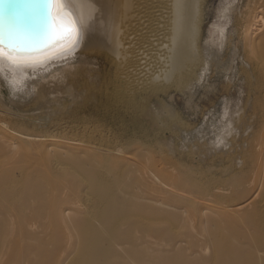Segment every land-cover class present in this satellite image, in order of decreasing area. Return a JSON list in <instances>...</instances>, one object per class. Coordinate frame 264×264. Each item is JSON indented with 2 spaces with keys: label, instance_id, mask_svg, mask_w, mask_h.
<instances>
[{
  "label": "bare ground",
  "instance_id": "obj_1",
  "mask_svg": "<svg viewBox=\"0 0 264 264\" xmlns=\"http://www.w3.org/2000/svg\"><path fill=\"white\" fill-rule=\"evenodd\" d=\"M212 1L62 0L76 28L63 51L0 57V107L3 88L11 96L27 95L74 66L95 81L87 87L106 122H61L41 134L0 130V153L28 161L19 178L0 174V264H264V0H229L218 19ZM209 93L214 101L200 114L221 99L227 133L199 129L197 137L195 124H187L194 140L187 142L186 160L201 166L215 157L230 179L213 191L212 181L192 172L165 178L157 164H141L142 141L150 133L142 123L160 114L170 121L178 115L172 106L179 96L197 105ZM138 138L141 144L129 152ZM180 184L194 198L215 196L197 203L200 215L222 216L235 234L219 232L187 246L182 242L188 240L173 236L176 227L161 212L175 202L147 192L146 185ZM155 219L162 225L152 226ZM214 224L208 218L190 223L203 232ZM161 233L170 236L162 250ZM209 243L211 255L205 253Z\"/></svg>",
  "mask_w": 264,
  "mask_h": 264
},
{
  "label": "rangeland",
  "instance_id": "obj_2",
  "mask_svg": "<svg viewBox=\"0 0 264 264\" xmlns=\"http://www.w3.org/2000/svg\"><path fill=\"white\" fill-rule=\"evenodd\" d=\"M228 3L229 0H213L212 4L209 2V7L213 5L215 8V16L213 19L220 18L219 14L222 10V7ZM210 17L212 18V15L208 17L206 21L207 23L210 21ZM204 28H206V23ZM75 65L76 68L81 66V64L78 63ZM54 72L57 71L54 70ZM88 78L89 76H87L86 71L83 69L82 71H79L76 70L74 66H69L68 70L64 72V74L54 75L53 78L48 77L43 81V84L41 85L42 87L38 86L37 90H35V92H31L30 94L22 95L19 93L16 96H11L10 91L6 87L3 88L2 91L4 94V106L1 104L2 107H0V130L3 131L6 130L5 128H15L32 134H41L44 131L53 129L56 124L61 122L63 125H66L67 123L69 125L76 124L77 126L81 127L85 122V119H91L94 126L97 125L96 127H98L99 125L101 127V125L106 122L104 119L98 117L101 110L99 108L101 107L98 105V99L87 87L88 85L95 84V81L92 78ZM215 78H212V80H215V84H218L217 78ZM225 78L227 79V77ZM46 80H48L50 83H46ZM55 90H57L56 94L53 93ZM199 92H197L196 95H198ZM72 94L73 97H71ZM234 98H236V96ZM212 101H214V96L212 93L200 96V100L198 101L197 105L194 103L187 104L185 102V98L179 96L176 104H173L172 106L178 115L176 117H172L170 120L171 122L168 120L166 114H160L159 120L155 119V121H152L149 124L148 122L142 123L143 127L147 126V130L149 129L148 131H150L151 134L145 129L148 137L147 139H142L143 145L142 150H140V163L146 166L149 161L157 164L165 178H183L186 172H192L194 175L201 177L200 179L205 180L206 182L212 181L214 183L211 186L213 191H216V189L219 188V181L221 179H230L232 175L231 172H229L230 175L229 173L228 175L222 174L220 168L221 166L219 165L218 160H215V157L208 158V160L201 166L196 165L195 162L193 165L191 162L189 164L188 160H186L188 155L187 144L194 140L193 138H190V135L185 131L187 124H195L196 127L192 130V135H197V137H200V133L197 132L199 129H203L205 132H208V134H212L214 132L216 134V132H220V130L224 134L227 133L224 129L226 127L225 121H220V114L223 111V105L220 102L221 99L217 102V106L215 108H208L211 110L208 111L204 117H202L200 114L202 105L208 107ZM161 118H163V120ZM160 120L162 121L160 122ZM178 120L180 122H177ZM152 123L154 126L151 125ZM163 124H168L166 126L172 128V132L166 130L165 125ZM176 133H178V135H176ZM139 139L141 138H138L137 141L130 145V147L127 149L129 152L132 153L133 151H136L137 146L141 144ZM36 145L33 146V148L36 147ZM18 156L20 155L17 154L16 157V155L12 156L9 153H0V174L5 172L11 173L12 175L14 174L13 176L19 178V168L22 166L26 167L25 165L28 161H25V156L23 157L24 160H21V158H18ZM145 159L148 161L147 163ZM146 190L149 193H156L160 198L163 199L170 197L169 199H171L172 202H175L172 207L170 206V210L167 212H161V217H167L168 220H170L172 224L175 225L172 226L176 227L175 229H172L171 234L173 236L188 240L187 243L182 242V244L185 246H187L188 243L192 245L193 243L195 244L204 240H211L213 239V236L219 232L222 235L229 234L231 236L234 235L237 230L233 224L225 222L222 216L214 212L208 214V216L205 217L200 215L197 203L201 200H204L205 202L217 200L216 197L211 194L206 196L205 199L194 198L188 193L187 188L183 187L181 184L178 185V187L162 186L160 189L152 185H146ZM226 192L232 193L231 191ZM178 199L179 203H177ZM192 200H194V202H192ZM207 218L208 220H212L216 223V225L214 224L208 226L209 232H203L198 227H194L193 229V224L190 225V223L198 224L200 219L205 221ZM160 220L161 219H155L151 221L150 224L152 226L159 227L163 223ZM173 230L176 231L174 232ZM64 232L65 231L58 235V241L62 242L65 240ZM156 238H158L162 243V245L157 246V248L162 250L168 247V245L165 244V241L167 238H170L169 235L166 233H161L156 236ZM142 247L144 246H141L140 248ZM213 250L214 249L212 245L209 243L208 247L205 249V253L211 255ZM172 251L173 250H171V252ZM185 251L189 253L188 249Z\"/></svg>",
  "mask_w": 264,
  "mask_h": 264
},
{
  "label": "water",
  "instance_id": "obj_3",
  "mask_svg": "<svg viewBox=\"0 0 264 264\" xmlns=\"http://www.w3.org/2000/svg\"><path fill=\"white\" fill-rule=\"evenodd\" d=\"M43 7L44 0H0V36L7 38L11 34L20 46L15 57L46 58L63 51L72 41L74 32L56 40L49 39L46 24L40 16ZM56 14L54 11L53 15ZM71 22L76 29L75 23Z\"/></svg>",
  "mask_w": 264,
  "mask_h": 264
},
{
  "label": "snow or ice",
  "instance_id": "obj_4",
  "mask_svg": "<svg viewBox=\"0 0 264 264\" xmlns=\"http://www.w3.org/2000/svg\"><path fill=\"white\" fill-rule=\"evenodd\" d=\"M54 11L57 12L56 15H53ZM40 16L46 24L51 40L59 39L75 31L70 20V14L63 10L62 0H44V7L40 11ZM20 50V46L11 34L7 38L0 36V57L7 55L9 59H13Z\"/></svg>",
  "mask_w": 264,
  "mask_h": 264
}]
</instances>
